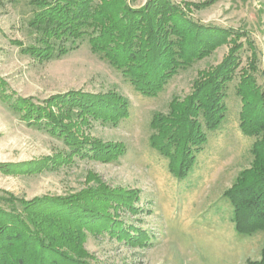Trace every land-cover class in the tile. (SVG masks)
Segmentation results:
<instances>
[{"label":"trees","instance_id":"1","mask_svg":"<svg viewBox=\"0 0 264 264\" xmlns=\"http://www.w3.org/2000/svg\"><path fill=\"white\" fill-rule=\"evenodd\" d=\"M214 1L204 0L193 7L199 9ZM28 2L34 43L20 45L22 51L44 61L66 54L86 40L93 53L119 69L145 96L157 94L179 70L230 42L222 60L200 72L190 94L173 100L167 115L151 119L156 132L151 134L150 144L168 160L170 171L184 178L208 133L218 128L227 111L228 83L236 75L243 48L238 41L240 34L195 22L172 0H146L139 8L130 7L126 0ZM245 39L255 58L252 42ZM252 58L246 67L239 68L235 84L241 102L239 128L254 138L252 162L222 192L230 204L234 228L243 235L264 231V90L249 73V68L255 69ZM0 101L21 121L64 145L53 155L0 162V172L5 175L56 169L72 163L74 157L111 162L125 154L123 143L103 141L85 130L93 121L117 125L128 118L129 102L116 91L70 89L39 100L7 92V83L0 77ZM139 193L102 183L65 196L45 194L32 199L0 190V264H91L82 246L86 233L106 232L118 241L144 245L150 239L148 231L119 215L120 209L133 213L141 209ZM246 264H264V246L259 258Z\"/></svg>","mask_w":264,"mask_h":264},{"label":"rangeland","instance_id":"2","mask_svg":"<svg viewBox=\"0 0 264 264\" xmlns=\"http://www.w3.org/2000/svg\"><path fill=\"white\" fill-rule=\"evenodd\" d=\"M139 8L146 0H126ZM195 22L238 32L243 43L240 64L228 83L227 111L208 138L186 176L176 177L168 160L150 144L156 130L154 115H167L170 103L193 91L201 71L218 64L230 42L215 47L207 56L193 61L172 75L153 96L134 88L122 72L90 50L86 40L78 48L57 58L39 61L21 50L33 45L34 32L28 25L32 6L28 0H0V77L7 92L42 100L70 89L88 92L116 91L129 102V116L117 125L93 121L85 130L103 141L125 145V154L116 161L100 162L74 157L73 162L30 175L0 172V190L24 199L37 196L76 193L97 184L136 189L141 208L136 213L119 210L127 223L148 231L149 242L137 246L118 241L103 233H86L82 246L91 264H246L260 256L264 231L239 234L232 221V210L222 196L241 170L250 166L253 137L239 128L241 102L235 93L239 68L256 53L255 69L249 68L264 90V0H215L195 9L204 0H172ZM187 3V5H185ZM63 143L21 121L0 101V162H22L53 155Z\"/></svg>","mask_w":264,"mask_h":264}]
</instances>
